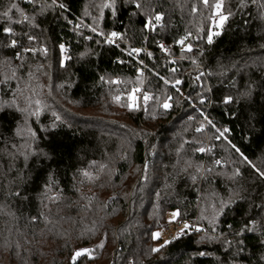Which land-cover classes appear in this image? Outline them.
I'll list each match as a JSON object with an SVG mask.
<instances>
[{"label": "trees", "instance_id": "1", "mask_svg": "<svg viewBox=\"0 0 264 264\" xmlns=\"http://www.w3.org/2000/svg\"><path fill=\"white\" fill-rule=\"evenodd\" d=\"M11 2H16L28 14H32V8L25 0H0V11ZM64 2L71 8L67 15L74 23L79 22L77 19L79 18L86 24H92V17L84 15L85 8L95 16L97 10L90 5L100 3L101 0ZM214 2L215 0H210V3ZM260 2L261 0H257L258 4ZM161 4L162 7L158 10L165 14L162 23H165L166 27L163 30L158 28L156 32L143 34L149 36L145 41L139 31L141 25L137 24L135 36L129 32L128 38L121 42L126 49L135 46L152 51L154 53L152 60L147 58L146 51L141 53L140 57H128L120 48L107 44L98 46L95 40L103 38L97 37L87 28L80 31L93 36V40H84L82 36L72 31L73 25L66 24L64 20L51 23L58 12L55 14L49 12L47 16L38 17L42 28H47L48 31L42 33L40 29L34 30L38 37L37 43L38 45L47 43L50 53L47 60L40 56L34 58L33 63L42 61L50 67L46 69L48 76L43 74L44 70L37 72L33 84L43 86L42 89L37 88L40 93L37 98L49 107L41 115L40 124H36L33 118V127L39 128L41 124H49L53 120V111L61 115L65 121L58 135L61 147L48 164L56 171V178L66 189V195L72 200L77 199V195L71 190L73 172L78 168H87L92 160L106 161L105 151L109 155L122 151L127 154V158L119 160L116 165L117 174L112 177L110 183L105 182L103 187L99 184L83 187V193L91 198V211L78 212L75 205L72 208H63L61 215L72 218L63 223L61 229L63 235L52 237L50 242L43 245L34 246L25 244L23 238H19L22 244L19 250L21 258L27 261V264H71L70 257L74 251L85 247L95 250L92 253L95 259L82 257L77 260V264H219L216 257L225 262L230 259L220 245L199 243L202 234L196 233L194 228L189 229L188 234L180 236L179 239L176 238L178 234L175 239H169L171 243L161 248L160 252L151 250L164 244L161 236L157 240L152 239V233L166 231L170 225L168 214L177 208L181 216L175 221L187 222L193 226L207 225V221L200 220L199 217L201 210L213 199L211 191L202 196L193 188L185 186L183 181L178 183L175 193L164 187L166 182L171 183L169 174L173 172L172 165L176 163V153L181 144H184L185 140L199 138L205 145L213 146L215 158L228 159L229 151L226 150L227 145L223 140L210 139L214 130L206 127L204 133H196L195 127L202 119L196 109L184 102L183 97H178L170 85H164L163 81L150 72L145 71L143 76H139L136 68L142 66L138 65L136 60L143 58L149 68L155 63L161 75L169 79L174 77L183 79L184 83L179 87L185 96L191 93L192 102L195 103L196 94L200 91L198 87L200 82L195 80L199 71L206 73L208 70H217L220 63L229 64L233 60L243 62L250 56L260 54L259 45L262 41L257 37L261 27L258 8L256 5H250L241 15L231 17L225 25L223 34L214 37V43L208 45L204 31L199 32L203 39H197L196 36L198 29L207 30L212 27L211 20L208 19L211 16V8H206L201 0H161ZM193 6L197 7L195 13L191 10ZM229 7L234 10V2L225 0V8ZM131 11L130 8L122 7L119 14L122 23L113 25L110 10L105 9L108 23L105 26L101 22V28L105 31L124 32ZM13 15L18 17L15 11ZM13 27L19 31L21 26ZM186 31L193 33L190 42L194 45L193 53H188L187 56L200 61L198 69L196 65L191 64L190 59L179 60L180 49L174 41ZM2 35L0 32V37ZM46 37H51V40ZM52 41L65 43L68 48L67 55L72 59L66 61V69L59 67L58 44L53 46ZM157 42L165 43L172 49V58L177 60L176 64L167 63L164 54L157 47ZM89 47L100 55L91 57L92 63L85 67L83 62L77 63V60ZM201 49L204 52L203 56L199 55ZM118 60H124L125 63L121 64ZM171 67L177 68L178 71L176 73L168 71ZM101 75L105 76L106 80L120 83L101 82L99 80ZM253 75L258 76V72L254 71ZM201 82L207 83V76L203 77ZM69 83L72 84L71 87L68 86ZM211 83L215 85L216 78H212ZM137 87L161 96V99H163L161 93L173 95V109L164 114L163 109H159L154 101H149L148 112H145L141 99L140 110L130 111L126 107L130 103L128 97L132 89ZM116 95L121 97L119 103L113 99ZM177 97L179 104L175 103ZM197 107L201 106L197 104ZM204 111L218 126L231 128L230 138L233 143L241 147L253 163L264 166L260 160L264 141L246 142L242 139L245 135L241 130L243 117L240 120H230L223 114L221 107L205 106ZM153 113L155 119L152 118ZM189 115L195 119L188 121ZM192 149L191 143L184 144L181 155L192 156ZM211 156L212 154L196 153L193 158L198 162L210 163ZM236 158L232 156V159ZM243 167L248 171L246 165ZM145 176L147 179H144ZM214 189L220 193L224 192L223 184L219 181ZM157 191L161 193L159 200L155 196ZM6 223L7 226H11L7 217L0 216V264H21V258L3 249L4 239L9 237L5 230ZM87 229L94 231L89 232ZM10 238L13 243L18 239L15 232ZM101 243L104 244L103 248L98 247ZM251 243L254 244L255 240L253 239ZM198 250L210 254L199 256Z\"/></svg>", "mask_w": 264, "mask_h": 264}, {"label": "snow or ice", "instance_id": "2", "mask_svg": "<svg viewBox=\"0 0 264 264\" xmlns=\"http://www.w3.org/2000/svg\"><path fill=\"white\" fill-rule=\"evenodd\" d=\"M25 2L31 6L32 14H28L16 2H11L3 11H0V32L3 34L0 37V144H2L0 147V216L7 217L11 225L7 226L6 223L5 230L9 233V237L4 239L3 249L14 253L18 258H21L19 250L22 248L19 238H23L25 244L34 246L35 244L43 245L50 242L52 237L63 235L61 231L63 223L72 219L61 215L63 208H72L75 205L78 212L91 211V198L83 193V187L97 184L103 187L105 182L110 183L112 177L117 174L116 165L119 160L127 158V154L122 151L111 155L105 151L106 161L92 160L87 168H78L73 172L71 190L77 195V199L72 200L66 195V189L56 178V171L48 164L61 147L58 135L65 121L61 115L53 111V120L49 124H41L39 128L33 127V118L36 124H40L41 115L49 107L37 98L40 94L37 88L42 89L43 86L33 84L36 73L44 70L43 74L48 76L46 69L50 67L42 61L33 63V59L40 56L47 60L50 53L47 43L39 45L37 43L38 37L34 30L40 29L42 33L48 31L47 28H42L38 17L47 16L49 12L54 14L58 12L51 23L55 24L62 19L66 24L73 25L72 31L76 35L82 36L86 41H92L93 36L80 31L82 28H87L97 37L103 38L96 39V45L107 44L120 48L128 57H140V54L145 52L143 47L129 46L126 49L121 43L128 38L129 32L133 37L135 36L137 24L141 25L139 31L145 41L149 39V36L143 34H150L156 32L158 28L163 30L166 27L165 23H162L165 14L158 10L162 7L161 0H101L100 3L90 5L97 10L95 16H92L88 8H85L84 15L92 17V24H86L79 18H77L79 22L74 23L67 15L71 12V8L64 0H25ZM201 2L206 8L212 10L211 16L208 17L212 27L207 30L198 29L196 38L203 39L199 36V32L204 31L208 45L214 43V37L223 34L225 25L231 17L241 15L250 5H256L258 19L261 21V27L257 32V37L262 41L259 45L260 54L250 56L243 62L233 60L229 64L220 63L217 70H208L206 73L199 71L195 80L200 82L198 84L200 91L196 94L195 103L192 102L191 93L185 96L179 87L183 85L184 80L179 77L169 79L161 75L155 63L149 68L143 58L137 59L136 63L142 67H137L136 72L139 76H143L145 71H148L163 81L164 85H170L178 97H183L184 102L191 104L202 117L198 121V126L195 127V132L204 133L206 127L214 130L210 139L223 140L227 145L226 150L229 151L228 159L215 158L213 146L205 145L199 138L184 141V144L193 145L192 156L181 155L184 144H181L180 149L177 150L176 163L172 165L173 172L169 174L171 183L166 182L165 189L175 193L178 183L183 181L185 186L193 188L202 196L211 191L213 199L201 210L199 217L200 220H206L207 225L193 226L185 222L176 238L179 239L180 236L188 234L189 229L194 228L196 233L202 234L199 243L218 244L230 257L227 262L216 257L219 264H264V166L253 163L241 147L233 143L230 138L231 128L218 126L204 111L205 106L221 107L223 114L230 120H240L243 117L244 123L241 125V130L245 135L242 139L246 142L264 141V0H261L259 4L257 0H229L230 3L234 2V10L232 7L225 8V0H215L214 3H210V0H201ZM122 7L132 9L128 16V23L124 26L125 31H105L101 28V22L105 26L108 23L105 9L110 10L113 25L122 23L119 15ZM191 10L195 13L197 7L193 6ZM13 11L18 14V17L13 15ZM13 25H20V30L18 31ZM192 36L191 31H186L174 42L180 49L179 60L190 59L191 64L196 65L198 69L200 61L187 56L188 53H193L194 45L190 42ZM46 39L51 40V37ZM52 43L53 46L58 44L59 67L66 69V61L72 59L70 55H67L68 48L65 43H58V41H52ZM157 47L164 54L168 64L177 63V60L172 58L173 52L170 47L162 42H157ZM203 54L201 49L199 55L203 56ZM99 55V52L89 47L86 52L80 54L77 63L83 62L86 67L92 63L91 57ZM153 55L152 51L146 52L149 60H152ZM118 62L125 63L124 60H118ZM168 71L176 73L178 69L171 67ZM254 71L258 72V76L254 77ZM205 76L208 78L207 83L201 82ZM212 78H216L215 85L211 83ZM99 80L120 83V81L106 80L103 75L99 77ZM68 86L71 87L72 84L69 83ZM49 91H51L50 87ZM138 92L141 93L145 112H148L149 101H154L159 109H163L164 114L169 113L174 107L173 95L161 93L163 96L161 99V96L142 91L137 87L132 89L128 97L130 103L126 107L130 111H139L141 108L140 97L136 95ZM178 97L175 99L176 104L180 103ZM113 99L119 103L121 97L116 95ZM197 104L201 107H197ZM152 118H156L154 113ZM187 119L192 121L195 117L189 115ZM196 153L212 154L210 163L198 162L193 158ZM232 156L237 158L232 159ZM260 160L264 165V149L261 151ZM244 165L247 166L248 171L244 170ZM144 179H147V176ZM218 181L223 184V193L214 189ZM155 196L159 200L161 193L157 191ZM82 201H88V203L82 204ZM53 207H55V213H53ZM180 216L179 208L171 212L172 221ZM237 217H239L238 220ZM21 222H23L22 225ZM87 231L93 232L94 229H87ZM13 232L18 237L14 243L10 238ZM159 237V232L152 233V239L157 240ZM253 239L254 244L251 243ZM169 243L171 241H165L160 247L151 250L160 252L161 248ZM98 247L103 248L104 244L101 243ZM94 251L86 247L75 250L70 257L71 264H77V260L82 257L95 259L92 255ZM209 254L205 251H197L199 256ZM21 264H27V261L21 258Z\"/></svg>", "mask_w": 264, "mask_h": 264}, {"label": "built area", "instance_id": "3", "mask_svg": "<svg viewBox=\"0 0 264 264\" xmlns=\"http://www.w3.org/2000/svg\"><path fill=\"white\" fill-rule=\"evenodd\" d=\"M184 227V223L176 221L173 223L172 227L169 226L166 229V234L170 240L175 239L176 235L179 234L180 230Z\"/></svg>", "mask_w": 264, "mask_h": 264}, {"label": "rangeland", "instance_id": "4", "mask_svg": "<svg viewBox=\"0 0 264 264\" xmlns=\"http://www.w3.org/2000/svg\"><path fill=\"white\" fill-rule=\"evenodd\" d=\"M147 50H148V49H145L146 52H147ZM136 95H137L138 97H140V99H139V101H140V100L142 99L141 93L138 92V93H136ZM168 219H169V221H171L169 226L172 227L173 223L176 222V221H175L176 219H175L174 221H172V218H171V212L168 214ZM158 232L160 233V236L162 237V243H164L165 241H169V238H168V235L166 234V231H164V232H162V231H158ZM159 246H160V245H158L157 247H159Z\"/></svg>", "mask_w": 264, "mask_h": 264}]
</instances>
